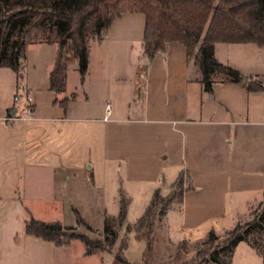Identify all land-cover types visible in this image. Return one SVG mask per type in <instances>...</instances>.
<instances>
[{
  "label": "crops",
  "instance_id": "obj_1",
  "mask_svg": "<svg viewBox=\"0 0 264 264\" xmlns=\"http://www.w3.org/2000/svg\"><path fill=\"white\" fill-rule=\"evenodd\" d=\"M145 24L143 13L125 12L92 40L84 79L70 56L62 94L50 85L58 44H28L21 111L17 73L0 68V264H73V242L57 246L26 234L25 224L31 216L74 225L76 215L71 224L61 215L44 220L37 206L75 214L76 187L84 183L89 196L92 179L128 195L146 189L147 208L157 190L189 171L194 188L159 223L168 244L221 233L264 199V91L222 81L206 91L179 42L148 60ZM215 54L245 76L264 79V45L218 42ZM71 95L65 107L56 102ZM29 107L33 118L23 119ZM87 163L97 165L99 177ZM136 223L133 229L144 233ZM240 248L264 264L247 242L233 261Z\"/></svg>",
  "mask_w": 264,
  "mask_h": 264
},
{
  "label": "trees",
  "instance_id": "obj_2",
  "mask_svg": "<svg viewBox=\"0 0 264 264\" xmlns=\"http://www.w3.org/2000/svg\"><path fill=\"white\" fill-rule=\"evenodd\" d=\"M125 12L145 15L143 55L152 60L165 52L170 42L183 44L197 68V79L206 91H212L216 81L244 82L249 91H264V79L245 76L239 69L219 61L215 54L218 42L256 43L264 45V0H0V68L8 67L18 76V93L25 81L27 46L25 34L32 27H40L49 34L39 42L58 44L55 65L50 74L52 90L66 91L70 56L79 63L82 79L89 67L92 40H100L112 23ZM55 34V35H53ZM75 95L56 99L64 107ZM173 193L164 197L159 190L136 225L147 227L148 248L155 228L173 207L177 199L194 188L191 174L182 170L172 184ZM261 210L245 224H238L229 236L221 239L215 231L209 239L189 255L181 243L172 264H232L237 246L247 242L264 256V200ZM156 210L158 211L157 213ZM76 225L94 232L96 229L75 209ZM128 199L122 196L117 216H105L100 237L86 233H69L72 226L60 221H43L31 217L26 221L28 235L53 242L57 246L70 244L76 238L86 245V253L96 250L115 253L128 263L124 253L129 246L133 225L127 221ZM151 218L152 220L148 219Z\"/></svg>",
  "mask_w": 264,
  "mask_h": 264
},
{
  "label": "rangeland",
  "instance_id": "obj_3",
  "mask_svg": "<svg viewBox=\"0 0 264 264\" xmlns=\"http://www.w3.org/2000/svg\"><path fill=\"white\" fill-rule=\"evenodd\" d=\"M49 34V31H45L40 27H32L25 34V40L30 47L41 41L45 36ZM55 35V34H53ZM29 46V45H28ZM28 70V57L26 60V68L23 71L24 77H26ZM23 92V86H21L20 93ZM24 94V93H23ZM17 96V95H16ZM26 99V95H24ZM24 99V100H25ZM17 106L19 111H21L20 103H25L22 96H18ZM89 166L88 170H94L96 172V176L99 177L100 171L97 165H91V163H87ZM86 172V171H85ZM89 188V196L86 193L85 185L82 184L84 189H80L79 186L76 187V195L73 197L76 199V204L81 212V215L96 229L94 232L87 230L85 227L77 226L76 223L74 225H66L72 226L74 229L69 230V233H86L92 237H100L99 231H102L104 224L105 216H117L120 210L121 199L122 196L125 195L128 199V216L127 221L133 226L138 221V219L144 215V210L146 208V195L147 190L144 189L141 191V194L136 195H128L126 191L123 189L120 192L117 191L116 188H112L109 185V181H101L99 179H92ZM103 184L102 189H98L99 184ZM95 185V186H94ZM175 188L173 187H165L160 189V193L167 197L173 193ZM154 196V195H153ZM178 199V198H177ZM175 200L173 203V207L179 206L178 200ZM264 200V199H263ZM262 200V201H263ZM151 202V201H150ZM262 203V202H261ZM261 203L255 207V209L249 214L247 218H242L236 221L231 227L224 229L221 233H216L221 239H225L229 236V233L235 226L238 224H245L246 222L252 220L256 213L261 210ZM150 204V203H149ZM149 206V205H148ZM38 213L37 216L44 218V220H53L57 218L59 215L63 218L64 222L67 224H71L75 222V214L73 212L60 213L56 206H48L42 205L37 206ZM147 209V208H146ZM146 211V210H145ZM158 211L156 210L155 213ZM158 216V215H157ZM155 216V228L152 233V246L148 249V241H147V227L143 232L139 229H133L129 236V246L125 250V257L128 263L121 262L115 257V253L103 252L100 250L94 251L92 254L85 253L86 245L80 239H72L71 243L73 244L69 248V257L71 260L73 259V264H172L173 256L177 251L178 246L183 243L185 244V249L189 253V255L196 252L198 247H204V243L209 239V233L205 237L201 238H189L183 239L178 244H168L164 241V235L166 233V227L161 228L159 223L163 221L165 222V218L159 222L158 217ZM31 218V216H30ZM152 220L150 217L148 218ZM165 225V224H164ZM169 236V235H167ZM167 236L165 238H167ZM242 245H245L242 243ZM232 264H255L254 261L248 257L247 252L240 248L236 254V257Z\"/></svg>",
  "mask_w": 264,
  "mask_h": 264
},
{
  "label": "built area",
  "instance_id": "obj_4",
  "mask_svg": "<svg viewBox=\"0 0 264 264\" xmlns=\"http://www.w3.org/2000/svg\"><path fill=\"white\" fill-rule=\"evenodd\" d=\"M108 108H110V105H108ZM22 118L23 119H31V118H33L32 109L30 107L27 109V115L22 117Z\"/></svg>",
  "mask_w": 264,
  "mask_h": 264
},
{
  "label": "water",
  "instance_id": "obj_5",
  "mask_svg": "<svg viewBox=\"0 0 264 264\" xmlns=\"http://www.w3.org/2000/svg\"><path fill=\"white\" fill-rule=\"evenodd\" d=\"M14 112V111H13Z\"/></svg>",
  "mask_w": 264,
  "mask_h": 264
}]
</instances>
